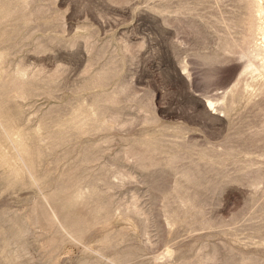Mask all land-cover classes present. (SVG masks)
<instances>
[{"label": "rangeland", "instance_id": "1", "mask_svg": "<svg viewBox=\"0 0 264 264\" xmlns=\"http://www.w3.org/2000/svg\"><path fill=\"white\" fill-rule=\"evenodd\" d=\"M0 264H264V0H0Z\"/></svg>", "mask_w": 264, "mask_h": 264}, {"label": "bare ground", "instance_id": "2", "mask_svg": "<svg viewBox=\"0 0 264 264\" xmlns=\"http://www.w3.org/2000/svg\"><path fill=\"white\" fill-rule=\"evenodd\" d=\"M213 106H214V103L212 101H208V107L213 108Z\"/></svg>", "mask_w": 264, "mask_h": 264}]
</instances>
